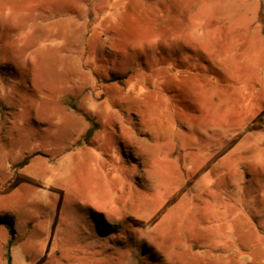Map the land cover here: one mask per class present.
Returning a JSON list of instances; mask_svg holds the SVG:
<instances>
[{
	"label": "rangeland",
	"instance_id": "374dc122",
	"mask_svg": "<svg viewBox=\"0 0 264 264\" xmlns=\"http://www.w3.org/2000/svg\"><path fill=\"white\" fill-rule=\"evenodd\" d=\"M264 264V0H0V264Z\"/></svg>",
	"mask_w": 264,
	"mask_h": 264
},
{
	"label": "trees",
	"instance_id": "16d2710c",
	"mask_svg": "<svg viewBox=\"0 0 264 264\" xmlns=\"http://www.w3.org/2000/svg\"><path fill=\"white\" fill-rule=\"evenodd\" d=\"M8 264H10V259L8 258Z\"/></svg>",
	"mask_w": 264,
	"mask_h": 264
}]
</instances>
